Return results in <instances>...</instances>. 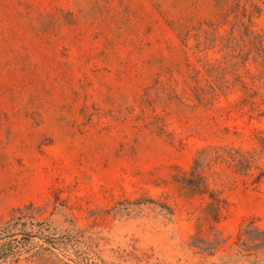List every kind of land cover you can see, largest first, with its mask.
<instances>
[{
    "label": "rangeland",
    "instance_id": "1",
    "mask_svg": "<svg viewBox=\"0 0 264 264\" xmlns=\"http://www.w3.org/2000/svg\"><path fill=\"white\" fill-rule=\"evenodd\" d=\"M22 216L58 246L27 228L4 264H264V0H0V225Z\"/></svg>",
    "mask_w": 264,
    "mask_h": 264
},
{
    "label": "trees",
    "instance_id": "2",
    "mask_svg": "<svg viewBox=\"0 0 264 264\" xmlns=\"http://www.w3.org/2000/svg\"><path fill=\"white\" fill-rule=\"evenodd\" d=\"M236 163L235 167L240 172L248 171L251 168V161L249 157L242 156L241 160L234 159ZM204 166H208L205 162L197 160L190 173V178H184L183 182L190 191L200 194H208L210 202L207 205L205 220L209 223H219L221 217V209L226 204V201L221 199L215 192H210L206 184L205 179L202 177L201 172L204 170ZM240 168V169H239ZM241 168H244L245 171ZM171 214L168 207H165ZM25 220V221H23ZM37 227L36 236L44 240L47 244L58 246L55 241L57 238L53 237L51 233V227L45 222L36 221L34 217H16L8 220L4 224L0 225V264H4L9 261L11 257H14L19 250L15 244L18 243V236L22 239L27 238L26 241L33 238L27 228L31 230Z\"/></svg>",
    "mask_w": 264,
    "mask_h": 264
}]
</instances>
